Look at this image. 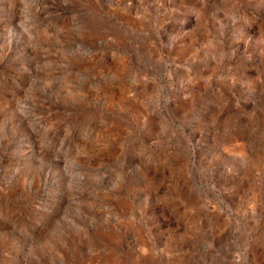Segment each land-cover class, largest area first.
Returning a JSON list of instances; mask_svg holds the SVG:
<instances>
[{"label": "rangeland", "instance_id": "374dc122", "mask_svg": "<svg viewBox=\"0 0 264 264\" xmlns=\"http://www.w3.org/2000/svg\"><path fill=\"white\" fill-rule=\"evenodd\" d=\"M0 264H264V0H0Z\"/></svg>", "mask_w": 264, "mask_h": 264}, {"label": "bare ground", "instance_id": "6f19581e", "mask_svg": "<svg viewBox=\"0 0 264 264\" xmlns=\"http://www.w3.org/2000/svg\"><path fill=\"white\" fill-rule=\"evenodd\" d=\"M200 188V187H199ZM201 190V189H200ZM119 261V260H118Z\"/></svg>", "mask_w": 264, "mask_h": 264}]
</instances>
